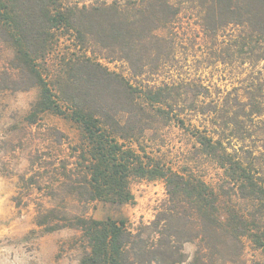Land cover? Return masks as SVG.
Wrapping results in <instances>:
<instances>
[{
	"label": "trees",
	"instance_id": "obj_1",
	"mask_svg": "<svg viewBox=\"0 0 264 264\" xmlns=\"http://www.w3.org/2000/svg\"><path fill=\"white\" fill-rule=\"evenodd\" d=\"M186 14L196 21V77L171 73ZM0 39L14 51L0 89H39L26 122L52 112L81 134L68 154L50 157L68 137L46 129L24 188L125 205L134 179L164 182L166 201L135 230L124 219L40 208L46 233H82L80 264H182L186 243L238 252L245 237L264 257V0H0ZM104 61L126 63L132 78ZM209 70L229 76L230 89L207 79ZM170 125L188 131L216 179L149 150Z\"/></svg>",
	"mask_w": 264,
	"mask_h": 264
},
{
	"label": "rangeland",
	"instance_id": "obj_2",
	"mask_svg": "<svg viewBox=\"0 0 264 264\" xmlns=\"http://www.w3.org/2000/svg\"><path fill=\"white\" fill-rule=\"evenodd\" d=\"M183 23L180 31L184 42L178 48L176 67L171 69V73L196 77L195 17L183 15ZM13 57V49L0 39V73L10 67ZM104 64L112 71L132 78L126 63L104 61ZM209 71L207 79L230 89L229 76H221L216 70ZM38 97V88L26 91L0 89V264H80L84 254L82 233L71 227L46 233L37 225L40 208L59 207L69 215L97 220L124 219L127 226L135 230L141 224H149L155 219L159 207L167 199L166 188L161 180L134 179L131 182L134 202L125 205L101 201L83 204L73 197H50L36 189L24 188L20 176L30 172V157L35 151L46 147V129H58L68 137L63 147L51 152L50 157L68 154V143L76 145L81 138L79 127L74 122L52 112L42 114L38 124L29 125L25 117ZM155 138L147 144L149 150L154 149L155 156L167 165L177 169L190 164L208 182L216 179L220 173L213 163L193 150L194 139L187 130L170 125L162 128ZM219 248L214 249L208 242L199 240L186 243L184 251L187 260L182 264H193L198 249L201 250L202 259V263L198 264L264 262L261 250L255 248L247 237L242 238V249L238 252L229 243H223Z\"/></svg>",
	"mask_w": 264,
	"mask_h": 264
}]
</instances>
